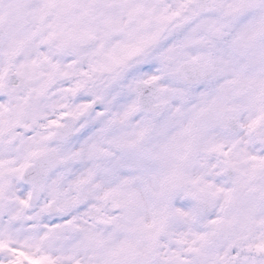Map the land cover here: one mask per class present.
I'll list each match as a JSON object with an SVG mask.
<instances>
[{
	"label": "snow or ice",
	"instance_id": "6c2138e0",
	"mask_svg": "<svg viewBox=\"0 0 264 264\" xmlns=\"http://www.w3.org/2000/svg\"><path fill=\"white\" fill-rule=\"evenodd\" d=\"M0 264H264V0H0Z\"/></svg>",
	"mask_w": 264,
	"mask_h": 264
}]
</instances>
